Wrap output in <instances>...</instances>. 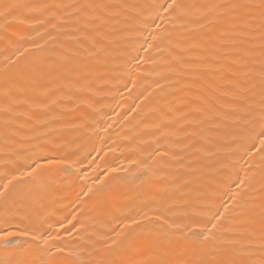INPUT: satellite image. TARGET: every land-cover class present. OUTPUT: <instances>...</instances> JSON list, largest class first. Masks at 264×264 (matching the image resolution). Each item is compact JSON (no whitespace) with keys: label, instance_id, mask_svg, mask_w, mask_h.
Masks as SVG:
<instances>
[{"label":"bare ground","instance_id":"obj_1","mask_svg":"<svg viewBox=\"0 0 264 264\" xmlns=\"http://www.w3.org/2000/svg\"><path fill=\"white\" fill-rule=\"evenodd\" d=\"M70 2L0 0V85L19 73L25 80H36L26 92H14L9 112L0 111V175L14 173L32 155L60 158L73 153L70 160H83L70 169L66 164L52 165L38 203L14 198L15 203L7 206L0 203V215L18 214L17 219L26 217L24 223L36 225L46 221L44 228L76 215L77 228L83 225L88 233L100 236L121 213L135 216L138 211L158 210L169 217L168 231L179 241L176 250L190 248L192 240L180 238L181 229L194 222L193 214L209 203L218 206L226 185L238 183L237 177L257 174L259 181L262 166L259 155L245 154L243 125L222 118L233 106L232 97L207 87L212 83L227 88V82L203 75L188 86L196 69L183 67L178 60L202 51H184L188 29L197 34L195 13L185 27L186 22L161 19L163 14L153 7L161 0H110L137 7L121 12L105 26V52L91 58L61 34V28L69 26L55 5ZM253 36L255 59L250 69L256 77L253 100L258 106V31ZM74 52H78L74 63L67 70L60 68V58ZM198 95L201 101L211 97L206 104L197 101L205 111L185 117L194 107L188 101ZM7 106L0 100V109ZM157 150L168 155H158ZM28 187L22 184L18 191ZM89 189L90 197L83 195ZM160 224H142L143 231L137 230L141 248L154 236L148 229ZM52 231L57 234L55 227ZM59 235L69 244L77 239L75 231ZM253 243L258 248V225ZM134 255L135 250H129L117 253L115 259Z\"/></svg>","mask_w":264,"mask_h":264},{"label":"snow or ice","instance_id":"obj_2","mask_svg":"<svg viewBox=\"0 0 264 264\" xmlns=\"http://www.w3.org/2000/svg\"><path fill=\"white\" fill-rule=\"evenodd\" d=\"M42 7L47 9L51 6ZM55 7L62 11L63 23L69 26L62 27L61 34L76 49L83 48L89 57L98 58L105 52V26L121 12L137 6L126 2L112 3L110 0H71ZM153 7L157 14H163L161 19L167 17L168 21L186 22L185 27L193 22L195 13L197 34L191 35L193 30L188 29L189 35L183 38L188 45L184 51L191 52L198 48H202V51L194 57L182 56L178 63L196 69L190 73L192 81L189 87L203 75L217 76L220 81L227 82V88L212 83L207 87L219 92L220 96L232 97L233 106L222 114V118H233L234 123L243 125L247 141L245 154L254 152L261 159L260 180L257 181V174L237 177L238 183L230 181L226 185L218 206L209 203L194 213V222L181 229L180 239L192 240L190 248L182 251L176 250L179 241H174L168 231L172 227L169 217L158 210L152 213L138 211L135 216L121 213L115 217V223L108 232L100 236L88 233L83 225L77 228L73 223L78 220L76 215H72L71 220L65 216L57 222L58 226L49 224L44 228L46 221L39 225L24 223L26 217L17 219L18 214L5 211L0 215V264H264V0H207L200 4L191 3L190 0H161ZM257 31L260 41L258 106L253 100L256 77L250 69L255 59L254 49L250 45L254 43L253 34ZM76 55L78 52L62 56L59 67L67 70V66L74 63ZM35 83L34 78L25 80L23 73L7 77L0 85V100L8 106L0 111L9 112L14 92H26ZM210 100L211 97H208L201 101L198 95L188 101L194 107L190 113H184L185 117L202 114L205 109L201 103L206 104ZM207 110L212 111L211 108ZM217 115L221 113L217 112ZM157 154L168 155L162 150H157ZM71 155L73 153L60 158L47 154L32 155L26 157L27 162L14 173L5 171L0 175V203L7 206L10 202L15 203L14 198L38 203L48 187L47 177L52 165L66 164L70 169L83 163V160H70ZM59 170L64 171L65 168ZM109 171L115 172L117 169ZM25 177L28 179L25 180ZM22 184L29 185L26 191H18ZM233 184L236 191H233ZM91 193L92 189H89L83 195L90 197ZM155 221L161 224L156 229H148L149 234L154 233V236L147 247L141 248L137 230L141 229L142 224L152 225ZM66 223L71 224L72 228L65 227ZM257 225L258 248L253 243ZM54 227L56 235L52 231ZM61 231L69 235L75 231L76 242L69 244L63 241L59 235ZM129 250H135V255L123 261L115 259L117 253H127Z\"/></svg>","mask_w":264,"mask_h":264}]
</instances>
